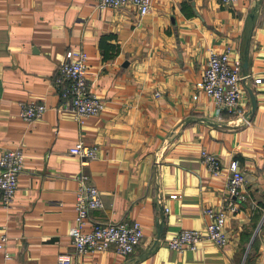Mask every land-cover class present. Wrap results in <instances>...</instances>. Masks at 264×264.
Instances as JSON below:
<instances>
[{
    "label": "crops",
    "instance_id": "1",
    "mask_svg": "<svg viewBox=\"0 0 264 264\" xmlns=\"http://www.w3.org/2000/svg\"><path fill=\"white\" fill-rule=\"evenodd\" d=\"M96 4L0 0V156L17 147L25 154L16 199L8 209L0 204V236L8 238L0 264H58L74 254L82 173L104 203L84 231L139 221L144 238L131 256L106 251L78 264H264V0H154L144 16L133 5L99 11ZM228 48L244 76L242 117L219 115L196 87L210 51ZM74 51L88 54L90 89L105 103L82 123L61 110L55 85ZM30 101L48 108L31 124L20 117ZM79 142L98 149L87 166L69 153ZM202 151L219 157L220 177ZM233 161L256 208L240 203L227 213L223 248L169 249L180 231L207 226L206 209L223 206Z\"/></svg>",
    "mask_w": 264,
    "mask_h": 264
},
{
    "label": "built area",
    "instance_id": "2",
    "mask_svg": "<svg viewBox=\"0 0 264 264\" xmlns=\"http://www.w3.org/2000/svg\"><path fill=\"white\" fill-rule=\"evenodd\" d=\"M154 0H97L96 8L99 11L119 9L128 5L136 7L142 16L148 14ZM240 0H221L223 4H236ZM231 49L220 53L210 51L206 69L196 87L217 106L219 115L228 112L238 115L242 102V81L244 76L241 68L231 57ZM55 85L62 99L61 110L75 116L79 122L91 117H98L105 108L104 101L90 89L88 81V54L84 51H74L67 54L59 66ZM198 100V95L194 96ZM43 103L30 101L21 104L20 117L26 123H33L47 111ZM239 116H243L240 114ZM69 153L81 159L87 166L98 158L97 147L88 146L79 142ZM201 160L214 177H220L223 169L216 154L207 151L201 152ZM25 168V154L21 147L6 149L0 156V204L11 208L19 192V177ZM80 187L76 194V225L70 231L74 254H62L58 264H78L79 260L87 255L113 251L122 256H131L135 253L144 238L143 225L139 221H120L116 223H94L89 232L84 231L90 215L95 210L104 208L103 199L97 187L88 182L89 177L82 173L77 177ZM227 192L220 208H208L205 215L209 223L204 229L182 230L168 241L169 249L183 251L190 249L198 251L199 245L211 242L223 248L229 242L226 232L227 213H237L239 204L251 201L245 187V177L239 163L233 161L229 167ZM177 199V195H172ZM5 235L0 236V252L7 242ZM78 259V260H77ZM6 261L12 256L5 255Z\"/></svg>",
    "mask_w": 264,
    "mask_h": 264
}]
</instances>
